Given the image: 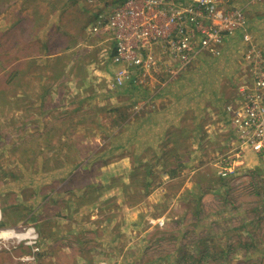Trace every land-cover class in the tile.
<instances>
[{
	"label": "rangeland",
	"instance_id": "rangeland-1",
	"mask_svg": "<svg viewBox=\"0 0 264 264\" xmlns=\"http://www.w3.org/2000/svg\"><path fill=\"white\" fill-rule=\"evenodd\" d=\"M59 1L0 0V264H25L28 255L35 264H187L174 252L194 253L187 246L204 235L232 249L215 264H264V167L252 155L237 158L224 111L238 100L245 69L204 58L194 65L200 85L190 84L197 91L188 97L175 81L169 97L153 102L150 90L123 93L111 87V40L85 35L82 44L71 33L90 16L79 9H90L88 2L66 0L68 15L59 19ZM235 1L221 7L243 9V33L264 52V0ZM54 19L66 23L60 39L73 42L61 55L58 33L21 32ZM45 42L55 50L47 62L17 64ZM227 98L202 117L208 103ZM187 108L193 137L179 132L188 119L173 117ZM217 123L229 129L230 147L203 136L209 130L217 139ZM247 242L254 247L246 250Z\"/></svg>",
	"mask_w": 264,
	"mask_h": 264
},
{
	"label": "built area",
	"instance_id": "built-area-1",
	"mask_svg": "<svg viewBox=\"0 0 264 264\" xmlns=\"http://www.w3.org/2000/svg\"><path fill=\"white\" fill-rule=\"evenodd\" d=\"M220 1L125 0L98 14L93 31L108 32L114 42L111 87L143 86L158 73L172 79L199 53L218 56L225 38L246 28L243 9H223ZM242 43L245 74L238 100L225 110L235 132L237 158L253 155L264 167V52L248 33H242ZM24 262L35 264L34 255Z\"/></svg>",
	"mask_w": 264,
	"mask_h": 264
},
{
	"label": "crops",
	"instance_id": "crops-1",
	"mask_svg": "<svg viewBox=\"0 0 264 264\" xmlns=\"http://www.w3.org/2000/svg\"><path fill=\"white\" fill-rule=\"evenodd\" d=\"M86 1L88 2V7L90 9H84L83 8L84 5L80 6L79 9H80L81 12H84L85 14H89L90 16L88 18L84 19L85 21L84 20H83V22L81 21V25L75 31H73L71 33L77 34L76 36H74V38H77V36H78L80 38L79 42L82 43V44H84V42H85L84 40H86L85 35L86 36L87 35H92V36L96 37V40H99V42L102 41V42H105V43H106L105 39H107V38L110 39L111 42L113 43L112 44L113 48L110 46V55L108 57H106V58H108V59H110L112 61L113 56L111 57V55H112V52H113V49H114V42H113L110 34L108 32H104L103 30H99V31L94 32L93 31V27L96 25V20H97L96 17H97L98 14H106L107 11H109L110 9L115 8L116 6H118L119 4H121L125 0H99V1L98 0H86ZM74 2H75V0H70V5L73 4ZM55 3L56 4H54V12H56V15L59 16V19H63V17L68 15V14H66L67 13L66 0H60L59 2H55ZM239 3H243V2H239ZM229 4L232 5V2H229ZM234 4H236L235 0L233 2V6H234ZM41 5L47 6L46 4H41ZM236 6H238V5H236ZM89 11H90V13H89ZM66 30L67 29H66V23L65 22H61V21H58V20L54 19V21H52V23H50V21H49L46 26L40 27L39 29H35L34 28V29L28 30L26 32H24V31H21V32H23V33H48V35H49V33H58L59 34V36H58L59 39L62 36L63 37L65 36V39H66V33H68ZM59 42H60L59 46H58L59 55H61V53H65L66 50H67L68 45L70 46L73 43L72 41H69V40L66 41V40H62V39H60ZM29 44H31V43H29ZM79 45H81V44H79ZM243 46H244V44L242 43L241 33L237 32L233 36L225 38L224 43L222 45V49H221L222 53H220L218 56H213V55H210V54L205 53V52L199 53V55H197V57L191 63L189 68L185 71L186 76H187V73H188V77L181 78L182 73H179L176 77H174L172 79H169L165 75H161V77H160V74L158 73V74H156L154 76H157V79L159 81L163 80L164 84L167 82L166 85H163V83L160 86L153 85L152 84V80L153 79H150L145 85H143V88H141V86L139 87V86H135V85H133V86L132 85H128V86L126 85V86H127V88L131 89V92H132L133 89L138 91V92H141L140 89L141 90L144 89V93L148 94L149 90H150V93L147 95L148 97L146 96L147 98L146 97L145 98H146V101H151V102H153L154 99H156V98L164 97L165 95L162 94V91L164 89H166L167 87L171 86V90H172L176 86L175 83H174V85H172L174 81L177 82L178 85L180 86L179 89L177 90V93H179L182 96L191 95L193 93H196L197 89L194 88L192 90H189L188 86L190 84H192V83H193L192 84L193 86L194 85L195 86L196 85H200V82L198 84H196L197 78H198L196 73L198 72V70H194V65L197 62L198 63L199 62L200 63H204L203 62L204 58H211V59H213V58L214 59H218L219 58V59H221V58L225 57L224 58L225 65H223V66L220 65L219 68H224V70H227L228 67H226V66H228V65H233L234 66L235 64H237L238 67L235 69V71H237L239 69V71H240L239 73H241V70H243V68L245 69V65H246V63L244 61V57H243V53H244L243 52ZM40 47L35 46V50L39 54L38 53H36V54H32V53L28 54L26 59L23 60L22 62H20V60L16 61L17 64L24 63V62H26V64H27V62L32 64L33 62H35L34 60H38V62H44V63L47 62V60H49V58H48L49 55H51V52H54L55 50H53V48L48 46V43H46V42L43 44V47H41L43 53L41 52ZM257 47H258V45H257ZM46 48H48V50ZM38 49H39V51H38ZM102 51L105 52L106 49H103ZM226 56H230V57H232V59H227ZM234 59H236V60L234 62H231ZM28 65L29 64H27V66ZM113 65L116 66L115 64H113ZM17 66H19V65H17ZM65 70H66V68L64 66V71ZM222 83H224V81ZM163 87H165V88H163ZM126 91L123 92V93H128L129 92V90L127 92ZM235 91H236V89H235ZM113 93L114 92H112L110 94H113ZM238 93H239V89H238ZM229 99L228 98L224 99L225 100L224 103H223V101H220V102H217V103H214V102L213 103H208L207 107L209 106V108L207 109V113L204 110L203 113H202V117H203L204 114H207V115L210 114L208 112H211L212 108H214V110H215V108H217L216 110H218V109L221 110L220 109L221 104L227 103V101H229ZM234 99L236 100V98H234ZM138 101L139 102H143L144 100L138 99ZM146 101H144V102H146ZM218 101H219V99H218ZM192 103L193 102H192V100L190 98L185 101V105H188V107L190 105H192ZM166 110L171 111V109H166ZM224 111H225V108H224ZM179 114L180 115L175 114V115H173V117L176 118V119H179V117H180V119H182V115H183L184 117H186L188 119V121H187V123L185 125L182 122L180 123L179 126H181L182 124L183 125L180 127L179 132H185L187 134V137L188 136L193 137L194 134L196 133V126H195L196 123L193 120L194 116L191 115V111H189V108H187V110L181 111ZM224 116L228 118V116H226V115H224ZM224 123H229V119H225ZM229 124H230V129H231L232 128L231 123H229ZM219 126L220 125L218 124L217 127L220 129L218 131V134L220 136L217 139L214 136L211 139H209L210 138V131L209 130L206 131V132L202 131L203 136L205 135L206 137H208L207 138L208 141L215 140L217 143H219L220 141H223V139H224L227 147H230V144L232 143V137L231 136L228 137L227 131L229 129L227 127H225V126H220V127ZM156 135L158 137V134H156ZM233 135H234L233 143H234V146H235V143H236L235 132H234V134H232V136ZM176 139H178V135H177ZM207 140L205 139V143H207ZM185 150L188 151L187 148Z\"/></svg>",
	"mask_w": 264,
	"mask_h": 264
},
{
	"label": "trees",
	"instance_id": "trees-1",
	"mask_svg": "<svg viewBox=\"0 0 264 264\" xmlns=\"http://www.w3.org/2000/svg\"><path fill=\"white\" fill-rule=\"evenodd\" d=\"M245 30H246V28L245 29L239 28V29H237L236 33L237 32L243 33ZM46 49L48 50V48H46ZM114 53H115V49H113V52H112L111 57L114 56ZM187 69H185L184 71L181 72L182 73L181 78L188 77V73H187V76L185 74V71ZM126 85L128 86V85H132V84L126 83L123 87H120V89L121 90H125V91L127 90L128 91L129 88H127ZM141 87H143V86H141ZM171 91H172L171 90V86H169V87H167L166 89H164L162 91V94H164L165 96L169 97ZM114 92L117 93V91H114ZM167 115L170 116L169 114H167ZM120 118H121V121L126 120V117H120ZM129 144H131V143H129ZM118 146H120V145H118ZM96 155H98V157H99V153L98 152L96 154L90 153V157H88L87 163H90ZM254 171L257 173V175H260L261 174L260 173V170L258 169V167H255L254 168ZM172 173H174V172H172ZM0 191H2V190H0ZM108 239L113 242V241H116L117 240V236H112V237H109L108 236ZM101 240H105V237L104 238H101ZM210 240H213V238L212 237H209V235H204L202 237H199L197 240H195L193 242L192 246H187V248L194 247L195 252L194 253H189L187 251L188 254H185L183 256H181L180 254H178L179 253L178 251H180V249L177 248L176 252H174V254L176 255L175 257H176L177 261H180L182 259L181 261H185V263H187V264H201V263L202 264L203 263L204 264L205 263L206 264H215V263H217L219 261V259H221V260L223 259V260L227 261L224 258L226 256L225 254H228V253H230L232 251V249L230 248V246L226 247L227 249L226 248H219L218 245L210 244V243H212ZM257 243H259V242L257 241L256 244ZM256 244H255V246H256ZM243 245H244V248L246 250L247 249H251V247H254V246H252V244L250 242L244 243ZM158 260H160V259H158ZM225 261L223 262V264H228ZM259 262H262V259L261 258H260ZM156 263H157V259H153L152 261H150L149 264H156ZM125 264H135V262L133 260H129ZM138 264H141V263H138ZM142 264H146V263H142Z\"/></svg>",
	"mask_w": 264,
	"mask_h": 264
},
{
	"label": "bare ground",
	"instance_id": "bare-ground-1",
	"mask_svg": "<svg viewBox=\"0 0 264 264\" xmlns=\"http://www.w3.org/2000/svg\"><path fill=\"white\" fill-rule=\"evenodd\" d=\"M24 235H26V234H24ZM11 236H14V235H11ZM23 236V235H22ZM25 237H27V236H25ZM24 238V237H23Z\"/></svg>",
	"mask_w": 264,
	"mask_h": 264
}]
</instances>
